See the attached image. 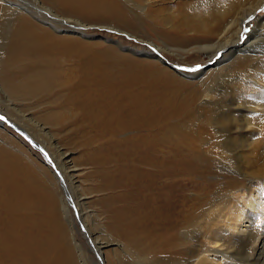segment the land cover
<instances>
[{"label":"rangeland","instance_id":"1","mask_svg":"<svg viewBox=\"0 0 264 264\" xmlns=\"http://www.w3.org/2000/svg\"><path fill=\"white\" fill-rule=\"evenodd\" d=\"M107 1L0 0V173L25 182L6 199L0 179V264H226L218 225L237 194L264 195V3ZM90 58L95 90L130 93L121 123L80 93ZM130 66L140 79L104 88Z\"/></svg>","mask_w":264,"mask_h":264},{"label":"bare ground","instance_id":"2","mask_svg":"<svg viewBox=\"0 0 264 264\" xmlns=\"http://www.w3.org/2000/svg\"><path fill=\"white\" fill-rule=\"evenodd\" d=\"M65 1H67L68 3H71V4L72 3H76L78 5L86 4L92 8L98 7V8H107L108 9L111 6V4H109V2L107 0H105V1L104 0H91V1H89V0H65ZM263 3H264V0H259L257 2V7H260L261 5H263ZM76 4H72V5L74 6ZM76 7H78V6H76ZM103 10L105 11V9H103ZM248 16L249 15H245L242 19L240 18L241 20L239 21V30L243 28V25L247 21L246 18ZM35 37H36V39L34 40V42L37 45H40L41 42L46 41V37L43 34H40L39 36L35 35ZM12 45H16V44L14 43ZM234 46H236L235 43L232 44V46L227 48L228 50H225V51H229L230 49H234ZM245 47H246V45H245ZM246 49H247V47H246ZM226 55H228L227 52L223 54V57ZM153 58H154V60L155 59L158 60L162 65L166 64L163 59H160V58L157 59L155 57H153ZM133 65H135V64H133ZM100 69L101 68L99 67L98 62L92 60L91 58L88 59L87 62L85 61L84 65L82 67L81 77L78 81V82H83V85H85V88L80 93L83 96L89 98L88 101H89V105H91V106H95L98 103L102 102V105H105V109H107V107L113 108V110L116 114L110 116L108 118V120H112V122L115 124L121 123L123 121V119L126 117L125 115L123 116V112L126 108V104H125L126 101L124 100V97L128 99L129 96H125L127 92L125 93L124 90H122L121 92H117L116 94L115 93L112 94L111 88L109 91L108 90H102L103 89L102 87H100V89L98 91L95 90V88H97V86L95 84L101 79V77H105V76L107 77L106 73L102 72ZM133 73H134L133 66H130L128 69H126V72L122 75L123 77L118 76L119 79H118V77L115 76V75H118V72H115L113 74V76H108V81L104 84V88L105 87L108 88L109 85H111V83H113V86H114V84L117 83L116 80H122L123 79V80H125L126 83H129L127 81H133V80L137 81V79H140L141 74H136V72H135V76H134ZM158 81H160V80H158ZM144 88H145V86H144ZM211 91L212 90L204 93V96L206 97V98H204L205 101H213V100L208 99V97L212 95ZM134 93H133L134 96H131V97H133L135 99L136 98L139 99L140 93H138L136 91ZM128 94H130V93H127V95ZM216 96L218 97V95H216ZM217 97H216V99H217ZM213 98H214V95H213ZM96 113L99 115L101 120L104 119L103 118L105 116L104 111H102V113L100 111H96ZM102 114H103V117H102ZM129 116H132V117L135 116L134 106H132L130 108ZM2 153H3V150H0V155H2ZM7 163H9V161H7L6 164ZM10 163H12V162H10ZM8 167H9V169L6 172L4 171L5 172V173H3L4 175H2L0 173L2 175L0 177V179H2V182L5 183V185H6V187H5L6 189H4V190L2 189V191H5V192H3L4 193L3 196L6 199H10L11 196H13V195H15V198H18V197L20 198L21 195H25V192L22 191V187L24 186L25 182L20 184L21 183L20 177L18 176V173L16 172V170L13 169L14 167H16V166H14L13 163L11 166H8ZM4 169H5V167H4ZM23 180H25V179L23 178ZM24 188L26 189V185ZM235 197H236V199H238V203L232 205L231 210L228 211L229 213H227V216L218 225V229H219L218 231L219 232H217L216 236L213 237L214 241H211V243H213V244H218L217 245L218 248L215 247L217 250L215 248L210 249V250L214 254L222 255L224 258L222 260L223 261L226 260V264H237V263L238 264H258L257 259H256V255H257V253L260 252L259 249L263 246L261 243L258 244V241L261 237H264V195L261 198H253V197L250 198L249 195L237 194ZM36 204L39 207H41V205L43 204V200L42 199L38 200L36 202ZM247 206H248L249 212L244 214L243 211ZM42 223L43 222L41 219V221L38 223V226H40ZM230 236H234V237L229 238ZM256 238H257V240H255ZM55 239H56V236L52 237L49 240L48 244L46 245V252L50 256L51 255L57 256V258L54 256L55 260L57 259V261H58V259H59V261H64V259L66 258L65 257L66 253H63L59 249L60 247H58ZM230 239H232L233 243H231V242L229 243ZM28 247L29 246H25V251L27 252V254L34 255V258H35L36 257V250H34V249L28 250ZM98 250H99V248H98ZM204 255H203V257L198 258L200 260L196 264H214L212 260L215 257H211L209 255L204 256ZM39 262H41V261H39Z\"/></svg>","mask_w":264,"mask_h":264},{"label":"snow or ice","instance_id":"3","mask_svg":"<svg viewBox=\"0 0 264 264\" xmlns=\"http://www.w3.org/2000/svg\"><path fill=\"white\" fill-rule=\"evenodd\" d=\"M0 119H3V117H0Z\"/></svg>","mask_w":264,"mask_h":264}]
</instances>
